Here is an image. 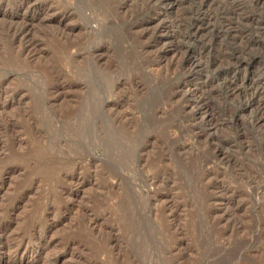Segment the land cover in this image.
I'll return each mask as SVG.
<instances>
[{"label": "rangeland", "instance_id": "obj_1", "mask_svg": "<svg viewBox=\"0 0 264 264\" xmlns=\"http://www.w3.org/2000/svg\"><path fill=\"white\" fill-rule=\"evenodd\" d=\"M263 11L0 0V264H264Z\"/></svg>", "mask_w": 264, "mask_h": 264}, {"label": "bare ground", "instance_id": "obj_2", "mask_svg": "<svg viewBox=\"0 0 264 264\" xmlns=\"http://www.w3.org/2000/svg\"><path fill=\"white\" fill-rule=\"evenodd\" d=\"M207 1V0H206ZM210 2H211V0H209ZM262 0H255V3H259V2H261ZM221 12V11H220ZM264 12V11H263ZM229 13V12H228ZM225 14V13H224ZM223 14V15H224ZM230 14V13H229ZM253 14V13H252ZM257 14V13H256ZM261 14H262V12H261ZM221 15V14H220ZM255 15V14H254ZM228 17H229V15H227ZM244 18V17H243ZM252 18V17H251ZM249 16H246L245 17V20L247 21H250V19H251ZM257 18V17H256ZM231 19V18H230ZM259 19V18H258ZM242 20V19H241ZM256 20V19H255ZM261 20V19H260ZM263 20H264V18H263ZM244 21V20H243ZM242 21V22H243ZM259 21V20H258ZM220 22V21H219ZM264 22V21H263ZM260 23V22H259ZM258 23V24H259ZM244 25H245V23H244ZM200 28V27H199ZM198 30V29H197ZM225 30V29H224ZM194 39V38H193ZM238 56V55H237ZM241 61V60H240ZM235 63V62H234ZM238 63V62H237ZM239 64V63H238ZM239 68V67H238ZM233 71H235V70H233ZM236 74V73H235ZM232 75V74H231ZM236 79V78H235ZM243 81V80H242ZM253 82V81H252ZM257 84V83H256ZM222 85V84H221ZM262 87V86H261ZM258 88V87H257ZM264 88V87H263ZM230 90V89H229ZM253 90V89H252ZM232 93V92H231ZM253 94V93H252ZM253 98V97H252ZM251 99V98H250ZM244 103H246V101L244 102ZM249 103V102H248ZM248 103H246V104H248ZM245 109V108H244ZM244 109H242V111L244 110ZM240 113V112H239ZM243 113V112H242ZM251 118V117H250ZM252 119V118H251ZM258 120V119H257Z\"/></svg>", "mask_w": 264, "mask_h": 264}]
</instances>
